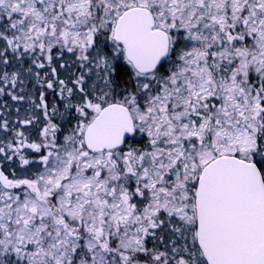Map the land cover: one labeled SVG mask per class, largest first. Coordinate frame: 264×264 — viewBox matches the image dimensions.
Returning a JSON list of instances; mask_svg holds the SVG:
<instances>
[{
  "label": "snow or ice",
  "instance_id": "6c2138e0",
  "mask_svg": "<svg viewBox=\"0 0 264 264\" xmlns=\"http://www.w3.org/2000/svg\"><path fill=\"white\" fill-rule=\"evenodd\" d=\"M0 264H264V0H0Z\"/></svg>",
  "mask_w": 264,
  "mask_h": 264
}]
</instances>
